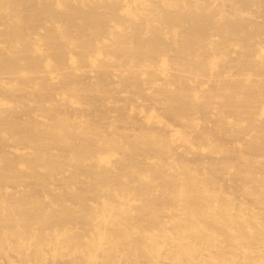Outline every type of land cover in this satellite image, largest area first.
<instances>
[{"label":"bare ground","instance_id":"bare-ground-1","mask_svg":"<svg viewBox=\"0 0 264 264\" xmlns=\"http://www.w3.org/2000/svg\"><path fill=\"white\" fill-rule=\"evenodd\" d=\"M0 264H264V0H0Z\"/></svg>","mask_w":264,"mask_h":264}]
</instances>
